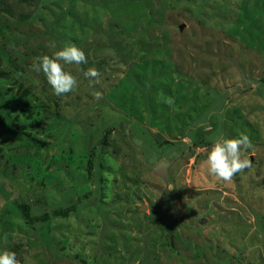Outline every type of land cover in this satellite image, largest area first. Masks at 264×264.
<instances>
[{"label": "rangeland", "instance_id": "obj_1", "mask_svg": "<svg viewBox=\"0 0 264 264\" xmlns=\"http://www.w3.org/2000/svg\"><path fill=\"white\" fill-rule=\"evenodd\" d=\"M17 7L29 17L0 11V69L11 75L0 78V252L21 264H264V0ZM69 44L88 62L63 65L79 86L57 96L32 65ZM240 133L253 166L217 182L207 154ZM165 199L179 222L172 245ZM15 201L38 219L25 222Z\"/></svg>", "mask_w": 264, "mask_h": 264}, {"label": "clouds", "instance_id": "obj_2", "mask_svg": "<svg viewBox=\"0 0 264 264\" xmlns=\"http://www.w3.org/2000/svg\"><path fill=\"white\" fill-rule=\"evenodd\" d=\"M87 62L85 52L75 44H69L56 51L53 56L43 55L38 57L32 65V70L37 73L42 71L54 94L63 96L75 91L79 86L77 78L70 72L65 71L63 65H81L87 64ZM84 76L93 87L101 79V73L94 67L88 68L84 72ZM94 96L96 99H100L102 93L96 91ZM252 148V141L245 133H240L237 138L219 137L207 154L206 174L214 177L217 182L231 183L237 174L252 168L253 161L246 155ZM167 164V161H161L158 167L166 168ZM173 189L174 187L169 186L167 191ZM4 239H7V235ZM0 264H21V262L17 258L16 252L4 250L0 252Z\"/></svg>", "mask_w": 264, "mask_h": 264}, {"label": "trees", "instance_id": "obj_3", "mask_svg": "<svg viewBox=\"0 0 264 264\" xmlns=\"http://www.w3.org/2000/svg\"><path fill=\"white\" fill-rule=\"evenodd\" d=\"M34 1H37V0H17V3L15 4H7V2L5 0H0V11L16 18L17 20L19 21H22V20H25L29 17V13H27L26 11H22L20 10L17 5L19 4H22V3H26L27 5H29L30 3H33ZM12 68V67H11ZM15 72H17V66L16 65H13V69H11ZM0 78L1 79H10L11 78V75H10V72H5L3 70L0 69ZM263 81H264V76L261 78ZM40 81V80H38ZM37 81V82H38ZM19 92H20V95L21 96H26V95H29L30 92H31V89L28 88V87H21L22 85L19 83ZM8 88L4 89V92H8ZM3 94V90H0V98ZM55 102V101H54ZM55 104V103H54ZM21 113L24 115V117L26 118H32L34 115H38L39 114V111L38 110H30V109H26L25 110H20ZM18 118V116L15 117V119ZM15 125V128L17 129V132H21L24 134V136H28L30 135V131H25V129H23V126L22 125H18L17 123H15L13 121V123ZM104 131H108V129H105L104 127ZM106 136L105 134H102V137H101V143H105L106 142ZM28 139V137H26ZM31 139L34 141L35 138L34 137H31ZM196 143L193 144V146H195ZM161 145V144H160ZM160 147V146H159ZM91 156L92 154H90L88 156V160H87V171L90 172V168L92 167L91 163H92V160H91ZM2 157V154L0 153V158ZM34 160L35 159H32L29 163H34ZM170 193H173V191H167V194L166 196L169 197V194ZM15 204L17 206V208L19 209V211L21 212V215L22 217L24 218L25 222H34L36 221L38 218L31 215L30 214V205L28 203H24V202H18V201H15ZM161 206L166 210V213H165V216L163 217L164 220L167 221V225H166V234H167V237H168V241L166 242L168 245H172V236H173V232L171 233V227L173 225H178L179 222L177 220H174L173 217L170 215V212H169V204L167 202V199H165L164 202L161 203ZM73 208V207H71ZM69 210V208H59V209H54L52 211V214L54 215H66L67 214V211ZM40 218H42L43 220L47 218V214H41ZM178 222V223H177Z\"/></svg>", "mask_w": 264, "mask_h": 264}]
</instances>
